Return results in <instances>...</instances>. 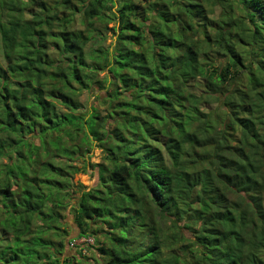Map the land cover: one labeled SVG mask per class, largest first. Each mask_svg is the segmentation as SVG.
I'll list each match as a JSON object with an SVG mask.
<instances>
[{
  "label": "trees",
  "instance_id": "1",
  "mask_svg": "<svg viewBox=\"0 0 264 264\" xmlns=\"http://www.w3.org/2000/svg\"><path fill=\"white\" fill-rule=\"evenodd\" d=\"M0 264H264V0H0Z\"/></svg>",
  "mask_w": 264,
  "mask_h": 264
},
{
  "label": "rangeland",
  "instance_id": "2",
  "mask_svg": "<svg viewBox=\"0 0 264 264\" xmlns=\"http://www.w3.org/2000/svg\"><path fill=\"white\" fill-rule=\"evenodd\" d=\"M218 10H216V14L218 13L217 12ZM113 26V24H108V28H111ZM107 40H106V44L108 45L112 38H111V33L110 31L108 30L107 33ZM81 100L84 102V104H90L92 103V98L91 97H88L86 94H84L81 98ZM100 151L98 149H94L93 152L91 153V156H90V159H89V162L92 163V164H97L99 163L100 161ZM74 183H79L80 185H82L83 187H85L86 189H90L92 188L95 184H96V172L91 170L90 168H87V172L86 174H78L74 177ZM67 222L69 223V225H71V227H74L73 226V218L71 215H68L67 216ZM74 230V228H73ZM77 234V230L75 231H72L70 233V238H74ZM83 239H79V240H75V242L73 241L74 243V246L75 245H79L80 243H82ZM70 250L73 251V245H70ZM92 251H88L87 253V256L90 257L92 255Z\"/></svg>",
  "mask_w": 264,
  "mask_h": 264
},
{
  "label": "built area",
  "instance_id": "3",
  "mask_svg": "<svg viewBox=\"0 0 264 264\" xmlns=\"http://www.w3.org/2000/svg\"><path fill=\"white\" fill-rule=\"evenodd\" d=\"M83 242H87V243H92V240L91 239H88V240H82ZM73 245V244H72Z\"/></svg>",
  "mask_w": 264,
  "mask_h": 264
}]
</instances>
